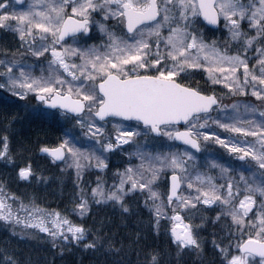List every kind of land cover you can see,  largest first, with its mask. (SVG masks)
Wrapping results in <instances>:
<instances>
[{"label": "snow or ice", "instance_id": "snow-or-ice-1", "mask_svg": "<svg viewBox=\"0 0 264 264\" xmlns=\"http://www.w3.org/2000/svg\"><path fill=\"white\" fill-rule=\"evenodd\" d=\"M0 233V264H264V0H0Z\"/></svg>", "mask_w": 264, "mask_h": 264}, {"label": "trees", "instance_id": "trees-1", "mask_svg": "<svg viewBox=\"0 0 264 264\" xmlns=\"http://www.w3.org/2000/svg\"><path fill=\"white\" fill-rule=\"evenodd\" d=\"M51 135V134H50ZM0 238H3V233H0ZM76 259V257H72V258H70V260H75ZM85 264H86V262H85Z\"/></svg>", "mask_w": 264, "mask_h": 264}]
</instances>
